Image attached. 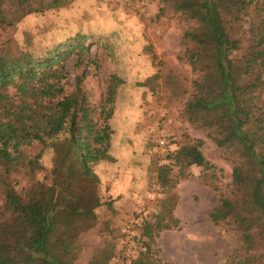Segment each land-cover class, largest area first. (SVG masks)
<instances>
[{"label": "trees", "instance_id": "trees-1", "mask_svg": "<svg viewBox=\"0 0 264 264\" xmlns=\"http://www.w3.org/2000/svg\"><path fill=\"white\" fill-rule=\"evenodd\" d=\"M74 1L16 0L24 10L16 19L6 14L5 0H0V27ZM164 2L178 19L193 23L183 31V60L198 77L184 103L185 113L197 114L195 127L207 133L232 165L230 194L219 196L209 218L214 226L238 234L227 264H264L256 255L257 240L264 243V43H245L247 29L264 19V0ZM218 2L227 38L216 20ZM94 39L76 33L43 51L18 53L10 50V42L0 43V55L8 61L0 65V264H76L82 252L77 241L97 226L105 236L86 264H118L121 237L113 235L114 200L103 181H133L132 172L141 181L148 160L113 141L109 122L119 78L111 77L105 93L108 107L102 106L99 116L82 87V75L68 87L67 61L73 54L90 60ZM86 122L95 130L94 139ZM203 145L202 139L186 137L168 150L167 162L157 169L159 198H147V185L142 201L153 206L141 226L146 251L138 264H151L160 253L161 233L179 228L174 190L190 177L192 166L208 167ZM48 148L51 167L48 181H42L38 175Z\"/></svg>", "mask_w": 264, "mask_h": 264}, {"label": "rangeland", "instance_id": "rangeland-1", "mask_svg": "<svg viewBox=\"0 0 264 264\" xmlns=\"http://www.w3.org/2000/svg\"><path fill=\"white\" fill-rule=\"evenodd\" d=\"M164 3V0H75L64 8L28 14L12 27L2 25L0 43L10 42L14 53L28 49L40 52L76 33L93 36L90 60L87 61V56L78 60L73 54L67 61L68 87L73 88L76 78L82 75V87L99 116L101 109L108 107L105 93L111 77L122 81L117 85L109 122L112 138L114 143H125L148 160L146 172L142 171L140 178L150 183V189L153 183L158 184L157 169L167 162L169 149L178 147L186 137L202 139L201 150L208 167L192 166L190 177L175 188L179 196L175 211L179 228L161 233L157 240L160 253L151 264H227L237 247L238 234L229 227L214 226L209 214L219 196L230 194L232 165L207 133L195 127L197 114L185 113L184 103L192 81L198 77L183 60L187 49L182 40L183 31L193 23L178 19ZM30 5L39 7L36 2ZM17 6L16 0H5L6 14L16 19L22 16L24 10ZM222 9V3L218 2L216 20L226 37L228 30ZM254 42L264 43V19L247 29L245 43ZM3 58L0 55V65L8 62ZM85 125L94 139L95 130L88 122ZM163 137L167 142L165 149L151 152ZM51 156V149H45L41 159L45 168L38 175L42 181H48ZM130 177L136 181L138 174L132 172ZM142 203L145 209L153 206L141 201L139 207ZM139 207L130 214H135ZM130 216L114 219L115 237H120L121 227ZM96 232L94 229L85 233L82 241L80 238L77 241L86 260L94 245L92 233ZM104 236L100 231L101 242ZM256 244L257 258L262 259L264 243L257 240Z\"/></svg>", "mask_w": 264, "mask_h": 264}, {"label": "crops", "instance_id": "crops-1", "mask_svg": "<svg viewBox=\"0 0 264 264\" xmlns=\"http://www.w3.org/2000/svg\"><path fill=\"white\" fill-rule=\"evenodd\" d=\"M145 172L146 171H144L143 174ZM103 184L107 186V196L110 199L114 200L112 206L116 211L115 219H119L131 215V211L133 212L134 208L139 207L146 189L149 188V186L147 185H149L150 183L148 184L147 181H125L124 179L114 178V180L112 179V181H103ZM149 190L150 188L148 189V191ZM100 229L101 228L97 226V232L95 234L92 233V235L94 236L92 239L94 245L90 248V257L94 253L95 249L102 246ZM87 262L88 260L85 259L84 255L80 254L76 261V264H86Z\"/></svg>", "mask_w": 264, "mask_h": 264}, {"label": "built area", "instance_id": "built-area-1", "mask_svg": "<svg viewBox=\"0 0 264 264\" xmlns=\"http://www.w3.org/2000/svg\"><path fill=\"white\" fill-rule=\"evenodd\" d=\"M167 146L165 138L157 141V148L151 152H157L156 149L163 151ZM152 189L149 190L147 198L154 201L161 196L160 186L157 183L152 184ZM149 211L144 207L139 209L135 215L129 217L120 232L121 243L118 247L119 260L118 264H138L142 253L146 251L143 246L141 226L148 219Z\"/></svg>", "mask_w": 264, "mask_h": 264}]
</instances>
